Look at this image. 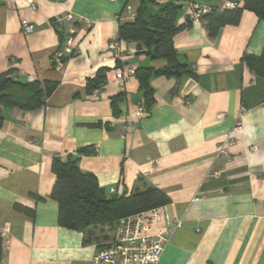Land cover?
Wrapping results in <instances>:
<instances>
[{
  "label": "crops",
  "instance_id": "0c3cea01",
  "mask_svg": "<svg viewBox=\"0 0 264 264\" xmlns=\"http://www.w3.org/2000/svg\"><path fill=\"white\" fill-rule=\"evenodd\" d=\"M140 1L0 0V74L12 70L20 83L57 84L38 109L2 108L0 264H90L112 240L113 224L83 231L58 224L51 164L68 156L78 158L80 172L93 175L107 198L146 186L168 197L166 206L182 226L157 264H264V77L242 62L245 54L261 55L264 21L243 10L238 25L221 27L213 38L202 21H192L173 45L194 77L149 76L152 104L138 115L139 77L120 88L108 44L121 24L134 19ZM144 1H173L178 26L191 2L219 13L234 0ZM68 15L71 21L55 23ZM24 24L30 32L24 33ZM69 31L76 53L58 69L54 54ZM122 44L132 53L119 60L121 68L164 66L134 44ZM100 69L107 70L103 87L86 94V81ZM119 94L114 114L111 99ZM220 113L225 117L217 120ZM228 135L235 143L226 161L216 153ZM83 149L90 153H78ZM16 204L34 216L18 212ZM157 227L164 229L163 219L152 224Z\"/></svg>",
  "mask_w": 264,
  "mask_h": 264
},
{
  "label": "trees",
  "instance_id": "16d2710c",
  "mask_svg": "<svg viewBox=\"0 0 264 264\" xmlns=\"http://www.w3.org/2000/svg\"><path fill=\"white\" fill-rule=\"evenodd\" d=\"M156 6L155 8H153ZM179 6L173 1L163 5L141 0L136 8L134 19L119 26L117 39L126 44H134L151 61L162 60L160 69L139 68L134 75L139 77L142 91V105L147 112L152 104L153 91L149 86V76H165L180 80L183 76L194 77L192 71L178 60L173 45V38L185 30L191 22L176 25ZM243 10L252 11L259 20L264 21V0H243L238 9L213 12L202 18L207 34L213 38L218 30L226 25L239 24ZM60 42L63 37L59 35ZM66 62V59L62 61ZM243 64L252 74L264 77V47L259 57L245 54ZM120 67L119 61H116ZM106 69H100L92 79L86 81V94L91 95L105 83ZM12 70L0 74V128L3 123L2 108L17 107L21 110L38 109L45 98L56 88V83L38 82L20 83L12 76ZM122 94L111 99L114 114ZM78 153H90L83 149ZM51 170L55 177L50 198L57 203V221L61 227L83 231L91 226L107 224L111 226L118 219L168 204V197L159 189L146 186L144 190L133 191L121 196L107 198L99 188L96 178L91 174H82L78 168V158L68 156L65 160L59 157L52 159ZM38 201L42 200L37 198ZM15 209L27 216H34V211L18 204Z\"/></svg>",
  "mask_w": 264,
  "mask_h": 264
},
{
  "label": "built area",
  "instance_id": "2783aa9c",
  "mask_svg": "<svg viewBox=\"0 0 264 264\" xmlns=\"http://www.w3.org/2000/svg\"><path fill=\"white\" fill-rule=\"evenodd\" d=\"M243 0H234L227 2L225 7L227 10L238 9L242 6ZM213 12V7L207 4L198 2H191L188 6L187 21L192 22L200 20L210 15ZM72 16L68 15L66 18H57L55 23L62 25L64 21H71ZM31 25L24 24V33L30 32ZM72 32L69 31L68 37L62 49L54 54V65L56 68H61L64 64L62 61L73 56L75 48L73 45ZM108 51L111 56L119 61L123 55H130L132 52L125 47L121 41L116 38L111 40L108 44ZM134 69H123L118 67L115 69V79L123 88L127 81L134 76ZM99 90H95L92 94H97ZM189 104V101L186 102ZM146 113L142 103L139 106L138 115ZM225 117L224 113L217 115L216 119L221 120ZM240 118L236 122V126H240ZM126 127L122 128L121 138H125ZM235 139L231 136H226L218 145L217 157L223 160H229L230 148L234 145ZM213 176L217 177L218 172H213ZM113 192V190H110ZM164 221V229L152 228L159 219ZM181 222L175 220L166 205L153 208L146 212H140L117 220L114 226V233L112 240L103 248L98 250L92 257L90 264H157L161 252L168 243L172 234L180 229Z\"/></svg>",
  "mask_w": 264,
  "mask_h": 264
},
{
  "label": "water",
  "instance_id": "95a60500",
  "mask_svg": "<svg viewBox=\"0 0 264 264\" xmlns=\"http://www.w3.org/2000/svg\"><path fill=\"white\" fill-rule=\"evenodd\" d=\"M137 102L140 104V99L137 100ZM1 238H0V256H1Z\"/></svg>",
  "mask_w": 264,
  "mask_h": 264
},
{
  "label": "rangeland",
  "instance_id": "374dc122",
  "mask_svg": "<svg viewBox=\"0 0 264 264\" xmlns=\"http://www.w3.org/2000/svg\"><path fill=\"white\" fill-rule=\"evenodd\" d=\"M115 226V223L113 224ZM114 228V227H113Z\"/></svg>",
  "mask_w": 264,
  "mask_h": 264
}]
</instances>
